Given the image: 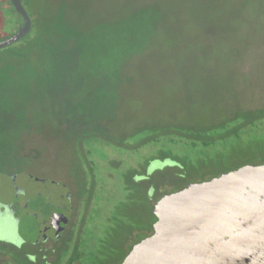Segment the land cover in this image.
Here are the masks:
<instances>
[{
  "label": "rangeland",
  "instance_id": "374dc122",
  "mask_svg": "<svg viewBox=\"0 0 264 264\" xmlns=\"http://www.w3.org/2000/svg\"><path fill=\"white\" fill-rule=\"evenodd\" d=\"M21 1L32 44L0 49V171L20 168L87 192L91 264H120L151 233L150 185L154 204L176 186L264 161L261 124L210 152L166 146L162 128L244 123L245 113L264 109V0ZM14 31L0 27V40ZM154 135L159 143H149ZM165 158L180 162L185 178L166 166L136 186L106 166L134 164L139 173ZM23 172L16 186L35 187ZM126 186L139 195L134 220L122 210ZM11 188L0 174V200L13 198Z\"/></svg>",
  "mask_w": 264,
  "mask_h": 264
},
{
  "label": "water",
  "instance_id": "95a60500",
  "mask_svg": "<svg viewBox=\"0 0 264 264\" xmlns=\"http://www.w3.org/2000/svg\"><path fill=\"white\" fill-rule=\"evenodd\" d=\"M22 20L0 49L25 37L31 18L21 0H9ZM180 166L165 158L155 169ZM154 187L148 188L152 198ZM151 233L135 243L120 264H264V162L247 163L209 179L164 191L151 206ZM14 218L0 216V239L9 241Z\"/></svg>",
  "mask_w": 264,
  "mask_h": 264
},
{
  "label": "flooded vegetation",
  "instance_id": "af4514ba",
  "mask_svg": "<svg viewBox=\"0 0 264 264\" xmlns=\"http://www.w3.org/2000/svg\"><path fill=\"white\" fill-rule=\"evenodd\" d=\"M108 160V159H107ZM20 171L36 184L16 186ZM13 182V198L0 200V216L14 218L0 239L3 264H91L86 257L95 245L96 227L87 216L91 209L87 192L39 173L14 168L0 171ZM91 223L89 232L86 226ZM2 224V223H0ZM2 260V261H1Z\"/></svg>",
  "mask_w": 264,
  "mask_h": 264
},
{
  "label": "trees",
  "instance_id": "16d2710c",
  "mask_svg": "<svg viewBox=\"0 0 264 264\" xmlns=\"http://www.w3.org/2000/svg\"><path fill=\"white\" fill-rule=\"evenodd\" d=\"M0 19H1L0 27L6 26V27L13 28L14 30H16V28L22 22V20L19 18V16L15 12L14 8L11 6L9 0H0ZM31 30H32V22H31L30 31ZM30 31H29V33H30ZM28 34L18 41V42H20V41L24 40L26 47L30 46V44H32V42H30L31 40H29V38H28ZM243 117L246 119V122H244V123L243 122H241V123H239V122L238 123H232V122L227 123L226 120H223L219 123L205 124V125H200V126L199 125L188 126V125L182 124L181 126L174 128V129H171L170 125H168V124H165V125L163 124L162 128L165 129L164 135H163L164 136L163 140L166 143L165 144L166 146L167 145L179 146V148L186 147V148H190L193 150H197V148H199V149L203 148L206 152H210L213 150V148L216 146V144H219V143L226 144V143H230L234 140L238 141L239 140L238 132L242 129V127L244 125L250 126L251 130L257 129V125H259V124L262 125L259 129L264 128V109L259 110L257 112L245 113L243 115ZM149 127L151 130H153L155 128V125L152 124ZM111 137L112 136H109V138H107V139H110ZM263 140H264V138H263ZM159 141H160L159 137L154 135V136H151L149 143H159ZM248 142H255V141L254 140H248ZM181 149H185V148H181ZM171 160H173V159H171ZM109 161H110L109 159L106 161V166L108 168L111 167V168L122 169L123 177L126 178L127 180H131L134 183V185H136V186L141 185L140 181L149 180V178L153 174L152 173L146 179L136 181V178L145 175L147 166H145L144 169L138 173L136 171L137 168L134 164H133V166L128 165V167L126 168L127 165H124L125 163L120 165V163L117 162L116 166H112L111 164L114 163V162H112L113 160L110 162ZM114 161H116V160H114ZM174 161H176V160H174ZM90 163L92 164V166L95 165V162L90 161ZM179 164H180V166H175V167H177V168H179V170L183 171V173H180L179 175L185 178L186 173L184 171L186 170V168L180 162H179ZM146 165H148V164H146ZM203 165H204V163H202V166ZM189 167H192V166H190V165L187 166L188 172H189ZM107 176H109V175L107 174ZM132 177H134V178H132ZM209 178H206V179H209ZM185 182H188V181L185 180ZM182 187H184V186H182ZM182 187L176 186L175 189H173V190H178ZM134 190H135L134 188L126 186V188L124 189L125 192L123 193V197L121 198L122 199L121 205L123 206V209H122L123 213L130 215L131 220H134L133 216L136 215V214L131 213V211L137 212L138 205H139V198H138L139 195H137L134 192ZM141 192H142L141 194L143 195L144 194L143 190ZM143 198H145L147 201H149L150 205L152 206V203L150 202L151 198L148 196V189L146 191V194H144ZM118 214H120V213H118ZM153 220H155V218L152 215V212H150L149 223H151ZM117 225L119 226V224H117Z\"/></svg>",
  "mask_w": 264,
  "mask_h": 264
}]
</instances>
